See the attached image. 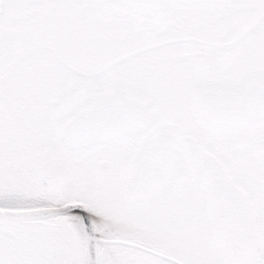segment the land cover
<instances>
[{
    "label": "snow or ice",
    "instance_id": "obj_1",
    "mask_svg": "<svg viewBox=\"0 0 264 264\" xmlns=\"http://www.w3.org/2000/svg\"><path fill=\"white\" fill-rule=\"evenodd\" d=\"M0 264H264V0H0Z\"/></svg>",
    "mask_w": 264,
    "mask_h": 264
}]
</instances>
